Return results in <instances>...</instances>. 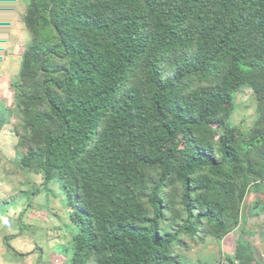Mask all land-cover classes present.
<instances>
[{
  "label": "trees",
  "instance_id": "1",
  "mask_svg": "<svg viewBox=\"0 0 264 264\" xmlns=\"http://www.w3.org/2000/svg\"><path fill=\"white\" fill-rule=\"evenodd\" d=\"M23 1L18 168L64 190L70 264H190L258 208L245 200L264 185V0ZM244 89L246 130L231 123ZM0 112L1 131L13 109ZM221 257L262 264L250 243Z\"/></svg>",
  "mask_w": 264,
  "mask_h": 264
},
{
  "label": "rangeland",
  "instance_id": "2",
  "mask_svg": "<svg viewBox=\"0 0 264 264\" xmlns=\"http://www.w3.org/2000/svg\"><path fill=\"white\" fill-rule=\"evenodd\" d=\"M14 1L7 0L6 7L0 5V111L13 109L11 124L0 131V264H70L69 241L74 226L64 190L55 183L44 188L40 174L18 168V138L12 128L19 124L20 116L13 108L10 84L18 79L29 35L23 24L26 4ZM255 109L253 93L241 90L235 97L232 125L250 128L256 119ZM38 189L40 193H36ZM245 203L259 206L246 210L241 225L222 241L208 238L205 244L192 247L185 254L187 262L226 264L221 256H232L236 244L244 242L253 246L255 259L264 264V185L250 188ZM7 237L13 249L26 254L24 258L7 251Z\"/></svg>",
  "mask_w": 264,
  "mask_h": 264
},
{
  "label": "crops",
  "instance_id": "3",
  "mask_svg": "<svg viewBox=\"0 0 264 264\" xmlns=\"http://www.w3.org/2000/svg\"><path fill=\"white\" fill-rule=\"evenodd\" d=\"M14 1V0H13ZM14 2H16V1H14ZM2 4H3V6L4 7H6V5H7V0H0V5L2 6ZM6 109V108H5ZM6 127V126H5ZM208 240V239H207Z\"/></svg>",
  "mask_w": 264,
  "mask_h": 264
}]
</instances>
